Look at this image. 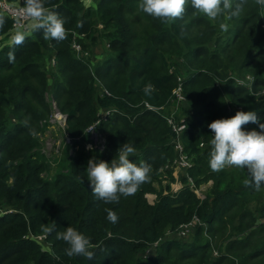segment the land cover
<instances>
[{
	"label": "trees",
	"instance_id": "16d2710c",
	"mask_svg": "<svg viewBox=\"0 0 264 264\" xmlns=\"http://www.w3.org/2000/svg\"><path fill=\"white\" fill-rule=\"evenodd\" d=\"M84 2L47 0L67 21L60 42L35 32L13 47L11 20L4 16L0 28V264H264V201H250L256 190L245 186L246 170L213 173L208 166V124L237 111L254 112L264 123V7L247 0L238 18L211 21L189 5L182 19L164 24L138 12L139 0ZM98 39L106 47L94 62L85 55ZM147 84L152 90L146 95ZM178 85L186 102L176 137L165 118ZM45 92L64 115L70 138L82 136L98 110L114 109L95 129L102 149L78 148L72 156L63 149L50 167L37 138L51 113ZM144 103L162 109L147 111ZM243 130L259 127L249 123ZM175 138L191 161L183 171L193 187L211 181L201 201L186 176L170 190L174 179L165 167L176 156ZM125 143L137 152L130 162L151 166V180L135 195L104 204L91 193L85 169L90 159L110 163ZM77 177L85 178L82 184ZM146 194L155 195L152 205ZM192 219L193 231L175 240L174 232ZM52 222L49 234L44 228ZM67 227L90 239L93 259L65 255L67 245L56 234ZM32 237H43L49 250Z\"/></svg>",
	"mask_w": 264,
	"mask_h": 264
},
{
	"label": "clouds",
	"instance_id": "9594fccd",
	"mask_svg": "<svg viewBox=\"0 0 264 264\" xmlns=\"http://www.w3.org/2000/svg\"><path fill=\"white\" fill-rule=\"evenodd\" d=\"M47 0H23V5L15 8L17 14V29L11 36V46H19L35 32H42L43 39L63 41L67 38L64 27L67 22L57 12L46 6ZM247 0H139L138 12H141L164 24H171L182 19L190 5L194 14H201L211 21L226 15L231 20L239 17L245 10ZM264 7V0H255ZM5 23V17L0 13V28ZM220 28L228 30V25L221 23ZM14 60V54L9 53V62ZM152 85H145V94H150ZM254 123L259 131H244L243 126ZM27 127V121H25ZM212 136L209 141L208 166L213 173L225 168L246 170L247 187L260 191L264 186V123H261L254 112L237 111L228 119H217L208 124ZM30 134L34 130L29 128ZM91 149V146H88ZM137 154L136 149L129 143L123 144L116 152L110 163L90 159L85 169L86 179L91 187L93 196L104 204L118 203L121 197L135 195L143 184L151 180V166L145 162L139 164L129 161V157ZM82 184L84 177H77ZM107 219L115 223L118 220L115 212L105 209ZM55 223L44 230L49 234L55 229ZM56 239L63 241L67 247L64 253L69 258L84 257L93 259L94 246L90 239L73 227H67L56 234Z\"/></svg>",
	"mask_w": 264,
	"mask_h": 264
},
{
	"label": "rangeland",
	"instance_id": "374dc122",
	"mask_svg": "<svg viewBox=\"0 0 264 264\" xmlns=\"http://www.w3.org/2000/svg\"><path fill=\"white\" fill-rule=\"evenodd\" d=\"M20 1L21 0H18V1L15 0V1H12V3H19ZM89 1L90 0H85L84 3L87 4L89 3ZM98 27L100 26L98 25ZM10 39H11V36H10ZM71 46L78 48V45L75 42H73ZM105 47H106L105 42L103 40L98 39L91 46H89L88 51L86 52V55L85 53H82L81 55H85V57H89L92 60L96 57H101V55L105 52ZM96 60L97 59H94V62H96ZM51 80L52 79L49 76L46 78V81L49 85L48 87H50L51 85ZM44 99L46 103L49 105L51 113L48 119L46 120V122L44 123L45 127H44L43 132L39 133L37 138L39 140V145H40L39 154L47 161L50 167L53 166L52 160L54 158L59 157L61 150L63 149L66 150L69 156H72L78 148H80L84 152H87V150L89 149L88 146H91V149H95V150L102 149L100 147L103 144V140L97 131H93L89 133L85 129V132L82 134V136H76L74 138H70L65 132L66 126H65L64 120L62 119L64 115L59 114L57 109H55L54 102L52 101L51 96L47 92H45L44 94ZM185 102L186 100L183 98L181 105H178L176 108L174 107V110L172 109V116H175L176 119H180L181 117H183L182 116L184 113L183 107L185 105ZM171 104L174 105L173 102ZM169 110L171 112V109ZM81 137H86L88 141L86 143H83L81 141ZM186 158L188 160L187 163L192 165L190 159L187 156ZM173 161L174 159L171 161L169 165L165 167V170L169 172L170 176L174 179V183L170 186V190L174 192L177 189H179L182 186L179 181L181 180V178L186 176V181H190V182H187V185L189 186V188L192 189L196 198L199 201H201L205 197V195L208 193L209 189L211 188V185H212L211 181L200 182V184L197 187H193V184H194L193 179L187 176V174H185L183 170L177 169L173 165ZM51 172L52 170L50 171V173ZM162 185L164 186L166 185V183L162 182ZM154 187L156 188V186ZM250 197H251L250 201H253V202L258 203V202L264 201V189L260 191L252 192ZM144 199L148 205H152L155 202V195L146 194L144 196ZM196 225H197V222L192 219L188 224H186V227L179 228V230L174 232V239L177 240V239L185 238L187 235H189L193 231ZM179 231H183V234L182 235L178 234ZM204 236L208 239V241H210L208 236L206 235ZM31 239L34 242L38 243L40 247L42 248V250L44 251L49 250L48 245L45 242H43V239L41 237H32ZM212 255L214 257L217 256V252L213 250ZM229 259H232V258H229Z\"/></svg>",
	"mask_w": 264,
	"mask_h": 264
},
{
	"label": "built area",
	"instance_id": "2783aa9c",
	"mask_svg": "<svg viewBox=\"0 0 264 264\" xmlns=\"http://www.w3.org/2000/svg\"><path fill=\"white\" fill-rule=\"evenodd\" d=\"M20 2L19 3H12V2L7 1V0H0V13H2L4 16L8 17L11 20V32L16 31V29H17V23H16L17 14L15 11V8H16V6L20 5ZM21 6H22V4H21ZM72 49L75 52L78 51L77 47H72ZM51 63H53V61H51ZM171 95H172V100L170 102L174 103V107L176 108L178 105H181V103L183 101V96L180 94L179 85L177 87H175V89L172 90ZM143 107L145 110L152 111V112H158L159 110L162 109V107H152L146 103L143 104ZM115 113L116 112L114 109H107L105 111L98 110L97 114H96V120L93 122V124L91 126L86 128V131H88L89 133L95 131V129H98L101 121H103L107 116H110V115L115 114ZM62 119L64 120L65 118L62 117ZM183 119H180L179 121L174 122L172 114L165 118V123L167 124V126L170 127L171 131L174 133V135L176 137L184 128V123H183L184 120ZM172 145H173V151L176 155L174 158V161H173V165L177 169H181V170L190 168L191 165L187 163L188 160L186 158V155L184 153H182V146L179 143L178 138L177 139L175 138V142ZM100 148H102V145ZM177 155H178V157H177ZM181 155H183V156H181ZM187 182H190V181H187ZM184 227H186V225H183L180 228H184ZM178 234L182 235L183 231H179ZM41 238L43 239V237H41Z\"/></svg>",
	"mask_w": 264,
	"mask_h": 264
}]
</instances>
